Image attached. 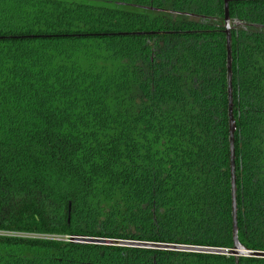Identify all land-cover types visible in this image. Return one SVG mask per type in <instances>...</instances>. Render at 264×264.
Segmentation results:
<instances>
[{"label": "trees", "instance_id": "1", "mask_svg": "<svg viewBox=\"0 0 264 264\" xmlns=\"http://www.w3.org/2000/svg\"><path fill=\"white\" fill-rule=\"evenodd\" d=\"M228 16L237 235L264 252V0ZM226 65L223 0H0V264H264L72 242L233 248Z\"/></svg>", "mask_w": 264, "mask_h": 264}, {"label": "water", "instance_id": "2", "mask_svg": "<svg viewBox=\"0 0 264 264\" xmlns=\"http://www.w3.org/2000/svg\"><path fill=\"white\" fill-rule=\"evenodd\" d=\"M224 1V17H225V34H226V56H227V100H228V122H229V152H230V175H231V196H232V222H233V248L230 250L220 248H207L195 246H177L170 244H158L147 242H130L122 240L108 239H92V238H72V242L82 244H93L100 246H117V247H133L147 250H164L177 252H190L211 255L232 256L237 260L240 257L247 258H263L264 252H253L246 250L240 245L237 235V219H236V197H235V165H234V132L235 122L232 114V73H231V37L228 16V0Z\"/></svg>", "mask_w": 264, "mask_h": 264}, {"label": "rangeland", "instance_id": "3", "mask_svg": "<svg viewBox=\"0 0 264 264\" xmlns=\"http://www.w3.org/2000/svg\"><path fill=\"white\" fill-rule=\"evenodd\" d=\"M18 236L26 237V236H23V235H18ZM52 239H61V238H52Z\"/></svg>", "mask_w": 264, "mask_h": 264}]
</instances>
